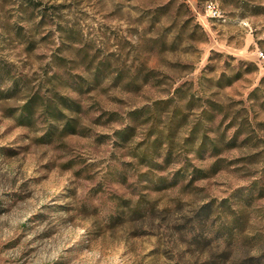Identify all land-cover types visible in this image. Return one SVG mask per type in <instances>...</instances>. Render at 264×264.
<instances>
[{
    "label": "rangeland",
    "instance_id": "obj_1",
    "mask_svg": "<svg viewBox=\"0 0 264 264\" xmlns=\"http://www.w3.org/2000/svg\"><path fill=\"white\" fill-rule=\"evenodd\" d=\"M261 52L264 0H0V264H264ZM55 74L83 86L61 92L86 135L46 144L11 91L46 94ZM169 99H192L190 127L223 107L206 123L218 151L185 127L148 171L135 154L154 127L131 113Z\"/></svg>",
    "mask_w": 264,
    "mask_h": 264
},
{
    "label": "trees",
    "instance_id": "obj_2",
    "mask_svg": "<svg viewBox=\"0 0 264 264\" xmlns=\"http://www.w3.org/2000/svg\"><path fill=\"white\" fill-rule=\"evenodd\" d=\"M242 72H238L233 80L229 79L227 85H232L236 80L240 79ZM151 80L150 74L146 76V82ZM62 89H79L83 90V86H79L76 81L65 80L63 76L58 74L53 75L50 81L47 82L44 94L42 91L32 92L29 87L22 86L18 83H13V90L11 94L22 95L24 97V103L18 111L13 112L14 119L19 126L33 128L37 119H41L45 125L46 131L42 136V141L46 144L52 143L57 136H75L86 135V128L82 124L83 107L81 104L72 100L68 95L61 92ZM181 89H177L180 91ZM191 98L194 99V96ZM192 100V99H191ZM188 101L186 106L179 104L182 100H177L172 103L173 100H167L159 102L154 108H147L142 110H136L131 113V117L134 122H140L141 119L151 121L152 128L149 137L156 135L154 142L150 148L143 150L142 152H136L135 157L139 158L141 163H144L149 167L148 171L152 168H159L156 164L160 157H164L166 161L172 157V151L175 146V136L178 130H182L187 127L188 136L186 139L187 145H190L194 151L199 155H204L209 151L210 147L213 149V153L218 151V147L214 141H208L207 125L206 123L212 122L216 113H223L224 109L220 104L216 102H210L207 106L202 107V118L199 123L194 125L188 124V113L184 107H187L191 103ZM207 107V108H206ZM189 109V108H187ZM168 117L169 121L165 125L167 130L164 133V129L161 128V124L164 123V119ZM116 120V119H115ZM118 121V120H116ZM134 132V131H133ZM116 138L121 141L130 135L129 128L119 129L115 132ZM165 151V152H164ZM156 156V157H155ZM213 167H217L214 164ZM216 168L215 171H218ZM200 173V178L208 177L205 171H197ZM148 172L146 175H149ZM160 184L162 187H168L166 179L162 178Z\"/></svg>",
    "mask_w": 264,
    "mask_h": 264
},
{
    "label": "built area",
    "instance_id": "obj_3",
    "mask_svg": "<svg viewBox=\"0 0 264 264\" xmlns=\"http://www.w3.org/2000/svg\"><path fill=\"white\" fill-rule=\"evenodd\" d=\"M212 9V6H210ZM260 57L264 59V53L261 52Z\"/></svg>",
    "mask_w": 264,
    "mask_h": 264
}]
</instances>
